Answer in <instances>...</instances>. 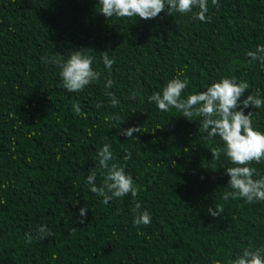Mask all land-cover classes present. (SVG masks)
<instances>
[{
	"label": "trees",
	"instance_id": "16d2710c",
	"mask_svg": "<svg viewBox=\"0 0 264 264\" xmlns=\"http://www.w3.org/2000/svg\"><path fill=\"white\" fill-rule=\"evenodd\" d=\"M207 7L210 22L194 18L198 8L109 19L99 0H0V264H231L245 249L264 250V201L223 198L233 191L226 169L236 165L211 151L224 142L207 138L203 117L148 99L182 72L190 83L181 98L236 77L250 85L241 100H264V65L247 55L264 45V0ZM75 51L100 73L82 92H68L60 76L59 63ZM104 53L115 61L110 70ZM248 112L264 133V106ZM129 127L142 132L122 135ZM105 144L109 167L132 176L135 199L104 204L90 191ZM249 166L264 177V160ZM214 207L220 216L209 214ZM145 209L151 223L134 226ZM41 225L53 235L38 238Z\"/></svg>",
	"mask_w": 264,
	"mask_h": 264
},
{
	"label": "clouds",
	"instance_id": "9594fccd",
	"mask_svg": "<svg viewBox=\"0 0 264 264\" xmlns=\"http://www.w3.org/2000/svg\"><path fill=\"white\" fill-rule=\"evenodd\" d=\"M101 5L100 13L106 18H131L139 17L144 20L157 17L167 8V13L173 11L185 14L198 8L194 18L202 22H210L206 16L208 11L207 0H99ZM213 5L218 4V0H212ZM85 51H75L71 53L67 61L59 63L62 87L68 92H82L86 86L93 81H97L100 73L93 70V57L85 55ZM247 55L250 61H259L264 65V45H257L255 51H249ZM103 62L110 70L115 63L109 59L107 53L103 55ZM183 76V79L181 78ZM190 83L189 79L182 72L169 80L163 87L162 93L155 92L148 99L154 102L157 108L167 112L170 108H175L183 113V117L192 120L194 115L203 117L201 126L207 133V138L219 137L224 142V148L217 147L211 151L213 158L219 159L221 153L230 160L234 167L226 169V174L230 176L229 186L233 191L224 195V199L243 198L247 203L255 201H264V177L254 179L257 175L256 169L250 167L253 162L260 163L264 160V133L256 130L252 126L253 112L244 113V109L252 106L259 109L264 106V100L259 94H249L246 99L241 97L249 89L247 81H237L236 77L221 78L207 87L206 91L188 95L187 98H181L182 92ZM112 81L108 80L105 87H111ZM111 97L113 107L119 104L113 93H108ZM137 93L132 94V99L136 98ZM242 105V107H241ZM98 107L100 105H97ZM239 109V110H238ZM77 114L81 109L74 105ZM119 119V117H114ZM142 132L141 127H129L122 132V135L132 138L133 133ZM91 135V131L89 130ZM110 145L105 144L98 152V164L96 169L90 171L87 177V183L91 186L90 191L98 197H103L102 203L107 204L113 198H122L131 194L133 199L138 195L134 186L133 178L126 174L125 168L113 163L109 167V162L113 160V154L110 151ZM131 159L129 152L124 160ZM101 171L103 183L100 187L96 186L97 171ZM110 193V195H109ZM140 204H136V209H140ZM209 214L213 217L220 216L223 212L222 207L210 208ZM87 207L80 209L84 223ZM151 223V215L148 210L139 212L134 220V226L147 225ZM38 238L44 239L52 236L53 233L46 225H41L37 229ZM31 234L27 235V240L31 242ZM213 264H221L215 260ZM231 264H264V250L245 249L241 255L231 261Z\"/></svg>",
	"mask_w": 264,
	"mask_h": 264
}]
</instances>
